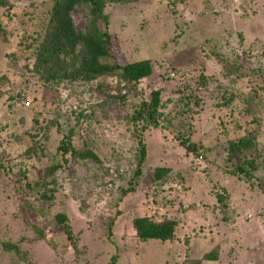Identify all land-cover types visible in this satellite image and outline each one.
Masks as SVG:
<instances>
[{"label":"rangeland","instance_id":"rangeland-1","mask_svg":"<svg viewBox=\"0 0 264 264\" xmlns=\"http://www.w3.org/2000/svg\"><path fill=\"white\" fill-rule=\"evenodd\" d=\"M10 1L14 6L10 12L0 8V19L9 32L8 41L0 42V139L5 142V155L14 161V164L9 163L14 172L9 175L0 169V264H110L114 255H117V264H192L218 246L219 260L202 261L201 264H264V194L257 192V180L253 181L252 189L250 184L239 182L226 174L225 170L226 166L229 168L237 163V159L228 164L224 162L228 156L229 141L242 138L246 134L245 129H248L246 127L240 131L238 127L246 121L237 112L243 107L238 100L240 109L233 107L234 113L227 109L218 110L215 106L216 91L231 90L226 85H211L212 91L203 92L195 86L196 79H191L199 77L207 66L202 58L204 49L200 50L206 37L241 32L245 42L241 43L237 35L234 37L236 40L231 41L235 44L232 49L235 54H243L255 40L264 45V0H186V5L180 0L175 13L168 5L169 0H142L132 6L116 8L113 11L115 17L111 25L112 33L119 37L128 61L150 60L154 71L139 86V90L130 95L131 101L126 103L125 108L119 106L109 112L104 106L96 107L92 109V117L88 114L89 117H85L79 126L80 149L84 148L82 138L88 140L91 144L89 147L102 158L103 169L115 173V177L112 175L113 184L102 185V181L88 170L90 167H84L78 160L71 159V154L65 157L59 155L54 161H60L66 166L55 172L58 187L54 201H34V210L24 209L19 200L24 192L18 190L19 184L28 182L24 178L20 183L18 175L26 172L27 181L28 178L31 183L40 181L47 174L45 170L52 164L51 160L43 159L36 166L38 161L19 158L32 145L29 137L15 139L16 135H12L14 130L1 131L7 118L17 122L23 115L9 110L10 103L4 96L6 88L2 85V77L7 73L10 74L11 82L17 81L13 72L20 71L9 56L17 50L24 28L32 30L37 23L28 20L30 16L27 13L40 16L49 8V0ZM75 19L81 25V14H76ZM178 35L181 37L178 38ZM174 38H178L176 43L172 41ZM257 47V51L262 53V45L257 44ZM261 61L260 54L256 60L244 63L251 68L256 66L261 69ZM207 69L208 73H212L211 67ZM237 79V87H246L250 83L241 77ZM262 79L259 77L258 80ZM28 88L37 91L34 96L44 97L48 102L54 101L63 114L76 113L71 120L75 126L79 111L86 108L89 110L91 103L100 102L96 100L97 93H89L90 88L81 83L49 87L36 81L31 82ZM155 90H162L163 96L175 98L188 90L204 99V109L193 120L196 130L193 140L210 150L208 156H211V160L210 157L202 159L200 156L188 159L186 149L175 143L178 133L174 131V126L169 125L171 128L168 131L148 127L142 135L149 155L143 166L137 193L121 199V191L128 188L137 168L135 151L138 139L135 141L131 138L132 132L127 130L129 125L125 119L127 114L134 111V106L150 98ZM118 116L121 117L120 121L117 120ZM26 121L25 125L18 124L14 128L17 130L14 134L23 133L31 127V118ZM178 129L181 128L178 126ZM64 134L58 133L57 129L49 133L46 146L48 157L55 156ZM261 142L264 143V140ZM63 158L69 160L66 162ZM158 167L173 169L172 175L175 178L158 190L157 202L172 216L181 210H188L193 202L197 210L186 212L188 227L179 230L174 242L149 241L144 244L136 239L131 228L132 221L144 214L146 193L148 190L154 193L151 189L154 186L152 178ZM178 173L185 178L184 185L188 193L182 191L181 181L176 176ZM215 184L230 190L236 217L238 215L236 220L230 213L227 221H224L223 215L214 207L217 203L212 195ZM116 202H120L117 207ZM182 202L183 206L178 207ZM40 212L46 213L43 216ZM117 212H120V217L115 221L113 235L109 239L105 222L109 217L114 218ZM59 213L69 218L78 241L77 250L70 245L65 235L51 230L56 223L55 216ZM188 219L192 221L188 222ZM28 223L31 225L28 226ZM192 227H199L196 229L199 234L201 230L204 233L203 227L206 230L197 238L191 231ZM36 228L45 232V239H39ZM4 243L16 244L26 254V258L21 260L17 254L7 253Z\"/></svg>","mask_w":264,"mask_h":264},{"label":"trees","instance_id":"trees-1","mask_svg":"<svg viewBox=\"0 0 264 264\" xmlns=\"http://www.w3.org/2000/svg\"><path fill=\"white\" fill-rule=\"evenodd\" d=\"M141 1L49 0L47 3L49 8L43 11L40 16L35 15V13H27L30 16L28 20L37 23L32 30L29 27L24 28L23 33L20 35L17 50L9 56L14 62V66L20 71L13 72L17 81L11 82L10 74L7 73L3 74L2 77V85L6 88L4 96L10 103L9 110L14 114L23 115L17 122L7 118V122L2 125L1 131L12 129L16 132L17 130L14 128L18 124L25 125L27 118H31V127L26 131L18 135L12 132L14 137L16 135L15 139L29 137L32 143L26 154L19 156V158L38 161L36 166L41 164L43 159L51 160L52 165L45 170V174H47L40 181L35 180L31 183L29 178L27 181L26 172L18 175L20 183L24 178L28 182L19 184L20 188L18 189L20 192L24 191L21 193L23 196L19 197L24 209L34 210L32 209L34 208V201H42V203L54 201L58 187L55 172L66 166L61 164L60 161H54L59 155L65 157L71 154V159L78 160L84 167H90L88 170L100 182L102 181V185L113 184L112 175L115 177V173L109 169H103L102 158L89 147L88 140L82 138L84 148L80 149L79 126L82 125L83 119L88 114L92 117L94 114L92 109L96 107L101 108L104 106L109 112L119 106L125 108L126 103L131 101L130 95L137 92L139 86L153 75L154 66L150 60L128 61L127 55L122 50L119 37L112 33L111 28L115 17L113 11L116 8L132 6ZM179 2L180 0L174 2L169 0L168 5L172 8L173 13L176 12ZM186 3L187 1L183 0V4L186 5ZM13 7L10 0H0V8L5 9L7 12H10ZM76 14L82 16L81 25L76 22ZM246 16L244 15V17ZM173 23L176 25L175 21ZM227 33L226 35L205 38L206 40L201 44L200 50L204 49L202 58L207 66L205 69L203 66L202 70L204 69V71L200 72L199 77L196 76L191 79H196L197 85L195 86L203 92L212 91L211 85H218V87L226 85L231 90V92L227 90L216 91L217 94L214 95L215 100H217L215 106L220 111L227 109L234 113L235 109L233 107L240 109L238 107V100H240L243 108L237 112L244 116L246 121L244 125H238V127L240 131L246 127L248 129H245L246 134L242 138L229 141L228 156L224 162L228 164L237 159V163H231L232 165L229 168L226 166V174L235 177L239 182L250 184L252 189L253 181L257 180V192L264 194V143L261 142V140H264L261 139L264 137V79H262L264 76V45L259 40H255L256 42L249 45V48L243 54L239 52L235 54L232 50L235 44H232L231 41L237 35L243 43L245 37L241 32ZM8 35L9 32L0 19V42H7ZM177 37L181 36L178 35ZM177 39L174 38L172 41L175 42ZM257 44L262 45V53L257 51ZM260 54L262 59L260 62L261 69H257L256 66L251 68L245 64L256 60V57ZM207 67L212 68V73L207 72L209 71ZM237 77L247 79V82L250 81V83L246 87H237L236 81L239 80ZM259 77L262 79L261 81L258 80ZM36 81L49 87L81 83L90 88L89 93L96 92L99 97L96 100L99 99L100 102L91 103L88 107L89 110L86 108L79 111L75 120L77 126H75V122L71 120H73L76 113L65 115L60 106H57L54 101L48 102L44 97L34 96L37 91L29 89L28 85ZM232 85L234 89H232ZM204 104V99L191 94L188 90L184 92V95L176 98L163 96L162 90H155L150 94V98L148 97L133 107L134 111L127 114L125 122L129 125L127 130L132 132L131 138L135 141L138 139L137 150L135 151L137 168L128 188L121 191V199H126L128 196L137 193L143 166L149 155L142 135L148 127L168 131L171 125L174 126V131L176 130L178 133L177 140L174 138L175 143L186 149L188 159L193 160L196 156H200L202 159L210 157L211 160V156H208L210 150L204 145L196 144L193 140L196 133L193 120L195 116L199 115L201 109H204ZM117 120L120 121L121 117L118 116ZM222 124L225 126L224 122ZM178 126L181 129H178ZM54 129H57L58 133L64 132L65 136L60 140L55 156L50 158L46 146L49 133ZM223 132L226 133L227 130ZM3 141L0 139V148H3L5 143ZM4 149H0V169L5 174L11 175L14 169L9 163L14 164V161L5 155ZM63 159L66 162L69 160L67 158ZM192 170L195 169L192 168ZM204 170L206 171L205 168ZM173 172L174 170L171 168L158 167L154 170L152 178V185L154 186L151 188L154 193L151 194L148 190L144 201L146 205L144 214L132 221L131 228L135 232L136 239L141 243L145 244L149 241L174 242L177 239L179 230L181 228L185 229L187 226L186 212H196L197 210L196 203L193 202L188 210L180 211L181 215L177 212L176 215L172 216L157 202L156 193L175 178L172 175ZM176 176L181 181L182 191L188 193L189 190L184 185L186 183L185 178L180 176L179 173ZM108 177L112 178L106 180ZM112 184H110L111 187ZM50 185L53 188H49ZM212 195L215 196L217 201L214 207L223 215L224 221H227V215L230 213L233 219L238 218V215L236 217V209L229 189L215 184V191L212 192ZM119 203H115L116 207ZM182 206L183 202L178 204V207ZM45 213L40 212L43 216ZM119 215L120 212H117L114 218L109 217L105 222L109 239L113 235V227L115 221L120 217ZM55 219L56 223L51 227L52 232H57L62 236L65 235L70 245L77 250L78 241L69 223L68 216L59 213L55 216ZM189 219L188 222H191L192 220L189 221ZM27 220H29V214ZM27 225L31 224L28 223ZM31 228H35V226ZM198 228L192 227L191 229L195 235L194 237L197 238L202 236L206 230L203 227L204 233L201 230L199 234L196 230ZM36 231L39 239H45L43 230L36 228ZM3 246L10 255L15 253L21 260L26 258V254L16 244L4 243ZM219 254L220 247L218 246L206 253L202 259L193 261L192 264H201L202 261H218ZM110 264H117V255L112 257Z\"/></svg>","mask_w":264,"mask_h":264}]
</instances>
